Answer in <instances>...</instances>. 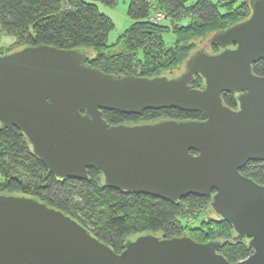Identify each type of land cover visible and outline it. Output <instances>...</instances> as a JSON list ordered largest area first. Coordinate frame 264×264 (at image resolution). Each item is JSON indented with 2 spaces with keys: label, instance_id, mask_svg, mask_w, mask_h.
<instances>
[{
  "label": "water",
  "instance_id": "water-1",
  "mask_svg": "<svg viewBox=\"0 0 264 264\" xmlns=\"http://www.w3.org/2000/svg\"><path fill=\"white\" fill-rule=\"evenodd\" d=\"M215 32L220 50H196L174 76L106 72L82 47L26 44L0 54V127L15 126L32 152L63 179L89 178L127 192L171 201L210 196L213 212L252 253L231 261L222 239L198 241L146 231L121 251L69 212L22 192H0V264H264V183L242 173L264 161V0ZM196 75L203 78L193 86ZM234 93L237 107L223 94ZM201 112L203 119L111 123L103 110Z\"/></svg>",
  "mask_w": 264,
  "mask_h": 264
},
{
  "label": "trees",
  "instance_id": "trees-1",
  "mask_svg": "<svg viewBox=\"0 0 264 264\" xmlns=\"http://www.w3.org/2000/svg\"><path fill=\"white\" fill-rule=\"evenodd\" d=\"M101 1L116 3V0ZM188 1L132 0L129 16L133 22L109 44L114 23L93 1L0 0V38L2 32L12 34L18 47L50 44L86 48L90 53L88 61L106 72L172 76L179 73L198 44L211 40L215 32L246 18L251 11L247 1L237 6L234 0L226 1L222 4L226 5L225 12L212 0H196L191 4ZM155 15L170 23L155 19ZM184 18L186 23H181ZM168 32L175 34L170 43L164 36ZM210 40L212 52L220 50ZM253 71L264 75V58L253 64ZM202 82L203 78L196 75L193 86ZM223 98L226 104L237 107L234 93H224ZM103 116L111 123L205 118L201 112L178 108L147 109L141 114L107 109L103 110ZM0 170L3 178L0 192L27 193L69 213L76 212L79 221L118 252L128 237L146 231L166 237L188 234L198 241L222 239L224 243L218 251L231 261L245 258L253 251L245 239L237 240L233 226L217 215L198 227L184 223V218L197 216L201 209L210 206V196L189 194L171 201L122 191L107 186L101 171L95 168L89 170V178L76 179V183L60 180L32 152L27 137L15 126L0 127ZM240 171L264 183V161H249Z\"/></svg>",
  "mask_w": 264,
  "mask_h": 264
},
{
  "label": "rangeland",
  "instance_id": "rangeland-1",
  "mask_svg": "<svg viewBox=\"0 0 264 264\" xmlns=\"http://www.w3.org/2000/svg\"><path fill=\"white\" fill-rule=\"evenodd\" d=\"M87 1L95 2L98 5L100 11L107 14L112 19L114 25H113V28L111 29V31L109 32V36H108V43L109 44L114 43L117 40V38L119 37V35L128 26H130V24L133 22V19L129 16V6H130L132 0H116V3L113 5L106 4L101 0H87ZM195 1L196 0H190V1H188V4H191ZM212 1H214L220 5L219 7H220V10L222 12L227 11L226 5H222V4L224 2L230 1V0H212ZM234 1L235 2L233 4L235 6H237L238 4H240L243 1H247L250 4L252 2V0H234ZM161 17L162 16H158V15L154 16L155 19H159L165 23H170V21L168 19L161 18ZM186 21H187V18H184L183 20H181V23H186ZM164 36H165L166 41L170 43L174 39L175 34L173 32H168ZM209 40H210V38L205 43L202 42V43L198 44V48L196 50L204 48L205 50L212 52ZM17 45H18V43L16 42V38L14 35L6 34V33L2 32L1 38H0V52L6 51L9 48L15 49L18 47ZM185 69H186V64L184 62L183 67H182V69L180 68V71L178 74L182 73ZM177 71H175V72H177ZM178 74H175V75H178ZM172 76H174V75H172ZM12 172H14V171L12 170ZM14 174H17V172H14ZM1 179H3V178H2V172L0 170V180ZM212 216H216V214L213 212V210L211 209L210 206H206L200 210V212L197 216H195V214H193L187 218H184L183 221H184V223L190 224L191 227H198V226L202 225V221L208 220Z\"/></svg>",
  "mask_w": 264,
  "mask_h": 264
},
{
  "label": "flooded vegetation",
  "instance_id": "flooded-vegetation-1",
  "mask_svg": "<svg viewBox=\"0 0 264 264\" xmlns=\"http://www.w3.org/2000/svg\"><path fill=\"white\" fill-rule=\"evenodd\" d=\"M251 161L257 162V161H262V160H251ZM60 180L67 181V182L70 181V182L76 183V178H71V177L63 178ZM70 214H72L74 217H76V212L73 211V213H70Z\"/></svg>",
  "mask_w": 264,
  "mask_h": 264
}]
</instances>
